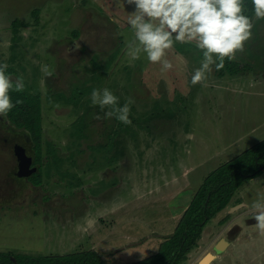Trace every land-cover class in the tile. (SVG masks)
Returning a JSON list of instances; mask_svg holds the SVG:
<instances>
[{
  "label": "rangeland",
  "instance_id": "374dc122",
  "mask_svg": "<svg viewBox=\"0 0 264 264\" xmlns=\"http://www.w3.org/2000/svg\"><path fill=\"white\" fill-rule=\"evenodd\" d=\"M131 12L124 0H0V61L23 77L26 95L39 96L42 164L41 186L7 201L3 192L18 185L5 179L9 156L0 145V251L144 260L175 230L203 179L264 139V20L253 17L252 36L232 61L246 70L214 71L191 86L202 58L195 42L169 50V71L143 54L133 61ZM104 87L120 105L132 100L131 124L91 106L92 90ZM10 137L1 130L0 144ZM258 193L264 171L236 191L179 264L207 254L209 264H264V234L250 208L238 207ZM222 239L228 245L217 252Z\"/></svg>",
  "mask_w": 264,
  "mask_h": 264
},
{
  "label": "clouds",
  "instance_id": "9594fccd",
  "mask_svg": "<svg viewBox=\"0 0 264 264\" xmlns=\"http://www.w3.org/2000/svg\"><path fill=\"white\" fill-rule=\"evenodd\" d=\"M132 8L127 23L134 39L128 46L131 60H139L141 54L151 64H159L161 71H169L173 63L168 52L177 43L190 44L201 54L199 66L191 71L188 83L191 86L203 84L214 71L225 66V60L233 61L242 52L252 36V16L264 20V0H251L252 16L246 14L245 0H124ZM25 30L24 35H27ZM8 64L0 61V120L20 104L13 102L12 92H23L25 82L22 76H13L7 71ZM50 74L47 66L42 69ZM91 106L104 112L105 119H116L131 124L129 99L120 105V98L109 88L93 89ZM107 109V110H105ZM255 227L264 234V194L258 193L250 205Z\"/></svg>",
  "mask_w": 264,
  "mask_h": 264
},
{
  "label": "trees",
  "instance_id": "16d2710c",
  "mask_svg": "<svg viewBox=\"0 0 264 264\" xmlns=\"http://www.w3.org/2000/svg\"><path fill=\"white\" fill-rule=\"evenodd\" d=\"M246 14L252 16L251 0H245ZM254 16H252L253 19ZM247 65L225 60L220 75L237 74ZM13 102L21 103L8 114L16 126L24 128L36 142L40 155V99L24 92H12ZM264 171V139L211 171L197 188L172 234L159 246L158 251L144 260L131 264H179L196 245L203 228L232 200L236 191L247 181ZM0 264H108L93 250L63 255H25L0 251Z\"/></svg>",
  "mask_w": 264,
  "mask_h": 264
},
{
  "label": "flooded vegetation",
  "instance_id": "af4514ba",
  "mask_svg": "<svg viewBox=\"0 0 264 264\" xmlns=\"http://www.w3.org/2000/svg\"><path fill=\"white\" fill-rule=\"evenodd\" d=\"M1 130L12 134L9 139H3L0 145L9 156L7 166L9 170L5 173V179L11 178V181L18 185L14 187L16 190L7 188L3 192L7 201H13V199L21 198V193L24 191L36 190L41 186V154H36V142L32 136L24 128L12 124L8 117L0 120ZM32 168L36 170L32 172ZM37 175L39 179L33 180V177Z\"/></svg>",
  "mask_w": 264,
  "mask_h": 264
},
{
  "label": "water",
  "instance_id": "95a60500",
  "mask_svg": "<svg viewBox=\"0 0 264 264\" xmlns=\"http://www.w3.org/2000/svg\"><path fill=\"white\" fill-rule=\"evenodd\" d=\"M35 170H36V168H32V172H34ZM221 242H223V244H222V246H219V244H220ZM226 245H228V242L225 241L224 239H222V240H220V242L216 245L215 249H216L217 252H220V251H222V250L224 249V247H225ZM208 256H212V255H211V254H207L205 257H203V258L200 260L199 264H209L210 261H212V259H214V257L211 258V260H210V259H209V260L206 259Z\"/></svg>",
  "mask_w": 264,
  "mask_h": 264
},
{
  "label": "bare ground",
  "instance_id": "6f19581e",
  "mask_svg": "<svg viewBox=\"0 0 264 264\" xmlns=\"http://www.w3.org/2000/svg\"><path fill=\"white\" fill-rule=\"evenodd\" d=\"M222 244H223V242H221L220 244H219V246H222ZM211 258H213V256H208L206 259H210L211 260Z\"/></svg>",
  "mask_w": 264,
  "mask_h": 264
}]
</instances>
